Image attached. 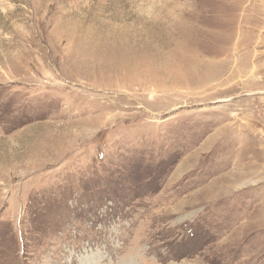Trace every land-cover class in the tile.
Here are the masks:
<instances>
[{
  "label": "rangeland",
  "instance_id": "rangeland-1",
  "mask_svg": "<svg viewBox=\"0 0 264 264\" xmlns=\"http://www.w3.org/2000/svg\"><path fill=\"white\" fill-rule=\"evenodd\" d=\"M258 3L0 0V264H264Z\"/></svg>",
  "mask_w": 264,
  "mask_h": 264
},
{
  "label": "crops",
  "instance_id": "crops-1",
  "mask_svg": "<svg viewBox=\"0 0 264 264\" xmlns=\"http://www.w3.org/2000/svg\"><path fill=\"white\" fill-rule=\"evenodd\" d=\"M251 7L254 9L250 10V13L254 15L250 17L248 27L256 29L255 34L257 35H254L257 40L251 43V45L255 47L254 51L256 52L257 59L264 61V0H259L256 7L253 5Z\"/></svg>",
  "mask_w": 264,
  "mask_h": 264
},
{
  "label": "bare ground",
  "instance_id": "bare-ground-1",
  "mask_svg": "<svg viewBox=\"0 0 264 264\" xmlns=\"http://www.w3.org/2000/svg\"><path fill=\"white\" fill-rule=\"evenodd\" d=\"M195 63V62H194Z\"/></svg>",
  "mask_w": 264,
  "mask_h": 264
}]
</instances>
